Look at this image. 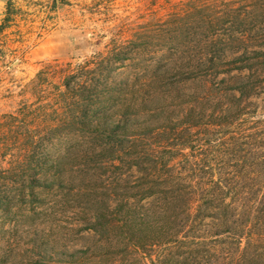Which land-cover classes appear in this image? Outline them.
Segmentation results:
<instances>
[{"label": "rangeland", "instance_id": "1", "mask_svg": "<svg viewBox=\"0 0 264 264\" xmlns=\"http://www.w3.org/2000/svg\"><path fill=\"white\" fill-rule=\"evenodd\" d=\"M202 20L214 21L206 33ZM247 28L264 43V0H4L0 264H54L88 248L97 264H129L112 254L119 238L102 236L91 219L105 208L109 184L122 181L116 170L105 174L110 165L101 169L91 143L64 125L70 108L59 110L58 72L101 58L104 99L136 93L163 80L166 67L199 66L204 33L225 38ZM183 85L189 92L201 84ZM253 100L262 112L264 90ZM192 134L197 143L186 158L199 161V128ZM241 250L240 264H264L263 241L246 239Z\"/></svg>", "mask_w": 264, "mask_h": 264}, {"label": "trees", "instance_id": "2", "mask_svg": "<svg viewBox=\"0 0 264 264\" xmlns=\"http://www.w3.org/2000/svg\"><path fill=\"white\" fill-rule=\"evenodd\" d=\"M200 23L206 33L214 21ZM247 31L204 33L199 66L166 67L136 93L104 99L101 58L58 72L64 125L122 181L91 219L119 238L112 254L129 264H240L244 240L264 242V110L253 100L264 90V43ZM196 128L199 161L186 158ZM89 251L54 264H97Z\"/></svg>", "mask_w": 264, "mask_h": 264}, {"label": "water", "instance_id": "3", "mask_svg": "<svg viewBox=\"0 0 264 264\" xmlns=\"http://www.w3.org/2000/svg\"><path fill=\"white\" fill-rule=\"evenodd\" d=\"M3 2H4V0H0V12H1V8H2V5H3Z\"/></svg>", "mask_w": 264, "mask_h": 264}]
</instances>
